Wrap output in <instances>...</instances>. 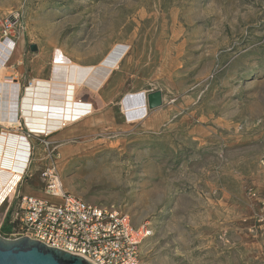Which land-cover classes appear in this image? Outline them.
Masks as SVG:
<instances>
[{
    "label": "rangeland",
    "instance_id": "obj_1",
    "mask_svg": "<svg viewBox=\"0 0 264 264\" xmlns=\"http://www.w3.org/2000/svg\"><path fill=\"white\" fill-rule=\"evenodd\" d=\"M5 22L3 74L18 73L20 94L54 64L126 52L71 95L65 114L89 103L88 117L46 137L21 120L31 155L1 237L16 196L59 202L40 177L47 143L64 191L150 228L141 264H264V0H0V39ZM155 90L162 105L129 122L121 101Z\"/></svg>",
    "mask_w": 264,
    "mask_h": 264
},
{
    "label": "built area",
    "instance_id": "obj_2",
    "mask_svg": "<svg viewBox=\"0 0 264 264\" xmlns=\"http://www.w3.org/2000/svg\"><path fill=\"white\" fill-rule=\"evenodd\" d=\"M10 30L11 24L5 22L3 41L9 39L11 42L7 57H10L16 45ZM72 119L66 118L63 122ZM21 126V122L14 125L16 129ZM44 146L50 159L49 165L40 174L44 194L59 202H49L33 195L16 196L8 221L9 228L3 238L26 236L81 256L92 264H141L140 247L151 235L150 228L146 224L135 225L124 211L97 205L64 191L56 170L55 149L47 143Z\"/></svg>",
    "mask_w": 264,
    "mask_h": 264
},
{
    "label": "bare ground",
    "instance_id": "obj_3",
    "mask_svg": "<svg viewBox=\"0 0 264 264\" xmlns=\"http://www.w3.org/2000/svg\"><path fill=\"white\" fill-rule=\"evenodd\" d=\"M10 43L9 39H0V64L4 63L0 65V126L3 127L0 130V207L16 192L31 155L27 136L7 129L24 120L28 130L36 135H49L52 131L72 124L73 121L63 122L68 105L73 103L69 102L71 95H75L78 88H87L88 84L97 87L92 80L98 81L96 76L107 79L126 52L124 45L116 44L95 65H80L72 60L54 64L55 70L48 79H32L25 94H20V83L2 79L3 72L7 70V63L13 55L12 53L7 57ZM121 103L122 111L129 122L140 120L148 114L145 91L128 94ZM58 125H61L60 128H57Z\"/></svg>",
    "mask_w": 264,
    "mask_h": 264
},
{
    "label": "water",
    "instance_id": "obj_4",
    "mask_svg": "<svg viewBox=\"0 0 264 264\" xmlns=\"http://www.w3.org/2000/svg\"><path fill=\"white\" fill-rule=\"evenodd\" d=\"M32 51L35 45H30ZM148 109L162 105L163 97L160 90L145 95ZM0 264H92L81 256L61 249L50 247L29 237L7 239L0 236Z\"/></svg>",
    "mask_w": 264,
    "mask_h": 264
},
{
    "label": "crops",
    "instance_id": "obj_5",
    "mask_svg": "<svg viewBox=\"0 0 264 264\" xmlns=\"http://www.w3.org/2000/svg\"><path fill=\"white\" fill-rule=\"evenodd\" d=\"M17 43H19V41H17ZM20 45V44H19ZM16 46V45H15ZM18 75V73L17 72H15L14 73V75L12 76H9V77H6L5 75L3 76V79L4 80H10L11 79V81H15V82H17L18 84L20 83L16 78L14 79V77H16ZM143 97H144V94H143ZM80 111L78 112V113H76V114H79V116L78 117H76L75 116V114L74 113H72L69 117H68V115H64V118L66 119V118H69L70 120L73 118V119H77V120H80V119H83V118H86V117H88L89 115H91V112L93 111V106H92V104H89V103H83V104H81V106H80ZM144 119V118H143ZM142 119V120H143ZM135 123V122H134ZM1 128V127H0ZM10 131L11 132H15V133H22L21 131H19L18 129H16L15 127H12L11 129H10ZM29 195H31V194H29ZM33 196H35V195H33Z\"/></svg>",
    "mask_w": 264,
    "mask_h": 264
},
{
    "label": "trees",
    "instance_id": "obj_6",
    "mask_svg": "<svg viewBox=\"0 0 264 264\" xmlns=\"http://www.w3.org/2000/svg\"><path fill=\"white\" fill-rule=\"evenodd\" d=\"M7 217H8V216H7ZM8 221H9V219L7 218V220H5V221L3 222L2 227H1V229H2L3 231H7V230H8V228H9Z\"/></svg>",
    "mask_w": 264,
    "mask_h": 264
}]
</instances>
